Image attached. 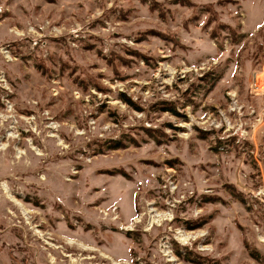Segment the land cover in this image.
<instances>
[{
	"label": "rangeland",
	"instance_id": "rangeland-1",
	"mask_svg": "<svg viewBox=\"0 0 264 264\" xmlns=\"http://www.w3.org/2000/svg\"><path fill=\"white\" fill-rule=\"evenodd\" d=\"M0 264H264V0H0Z\"/></svg>",
	"mask_w": 264,
	"mask_h": 264
},
{
	"label": "bare ground",
	"instance_id": "bare-ground-1",
	"mask_svg": "<svg viewBox=\"0 0 264 264\" xmlns=\"http://www.w3.org/2000/svg\"><path fill=\"white\" fill-rule=\"evenodd\" d=\"M1 186H2V185H1ZM3 188L6 189L5 186H4ZM3 191H4V190H3ZM12 200H13V199H12ZM14 201H16V200H14ZM157 216H158V215H155L156 218H157ZM138 221H139V220L137 219L136 222H138ZM153 221H155V219L152 218V222H153ZM179 235H180V236H179V237H180V240L183 241V240H186V239H187V237H186L185 235H184V236H183L182 234H179Z\"/></svg>",
	"mask_w": 264,
	"mask_h": 264
}]
</instances>
